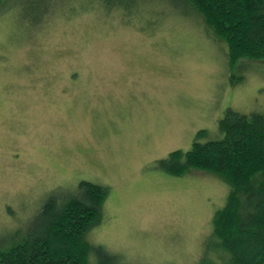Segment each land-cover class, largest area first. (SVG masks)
I'll return each mask as SVG.
<instances>
[{
  "label": "rangeland",
  "instance_id": "1",
  "mask_svg": "<svg viewBox=\"0 0 264 264\" xmlns=\"http://www.w3.org/2000/svg\"><path fill=\"white\" fill-rule=\"evenodd\" d=\"M156 2L133 0L127 13L40 0L38 28L0 9L1 249L21 241L48 192L84 180L108 187L89 242L129 264L201 256L229 187L202 170L174 177L157 160L189 150L201 129L220 138L226 109L264 113V65L230 70L226 44L190 5L164 15ZM232 74L244 81L232 86Z\"/></svg>",
  "mask_w": 264,
  "mask_h": 264
},
{
  "label": "trees",
  "instance_id": "2",
  "mask_svg": "<svg viewBox=\"0 0 264 264\" xmlns=\"http://www.w3.org/2000/svg\"><path fill=\"white\" fill-rule=\"evenodd\" d=\"M40 0H0L23 11L21 19L40 27L48 8ZM150 0H143L144 6ZM166 15L171 3L186 2L217 40L226 44L227 62L234 70L242 61L264 65V0H154ZM54 2V0H53ZM106 12L128 13L133 0H100ZM98 5V4H97ZM156 5V4H155ZM169 14V13H168ZM168 16V15H167ZM29 22V24H31ZM243 65V64H242ZM230 84L244 77L230 76ZM221 135L207 137L199 130L187 151L177 149L157 160V167L174 177L191 169L218 176L228 185L224 205L214 212L212 230L204 237L201 256L194 264H264V113L241 114L226 109L218 122ZM108 187L79 181L56 187L44 198L19 243L0 248V264H129L122 254L87 240L101 222Z\"/></svg>",
  "mask_w": 264,
  "mask_h": 264
}]
</instances>
